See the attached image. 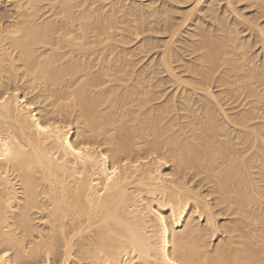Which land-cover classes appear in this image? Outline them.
I'll list each match as a JSON object with an SVG mask.
<instances>
[{"label": "bare ground", "instance_id": "6f19581e", "mask_svg": "<svg viewBox=\"0 0 264 264\" xmlns=\"http://www.w3.org/2000/svg\"><path fill=\"white\" fill-rule=\"evenodd\" d=\"M0 264H264V0L0 1Z\"/></svg>", "mask_w": 264, "mask_h": 264}, {"label": "rangeland", "instance_id": "374dc122", "mask_svg": "<svg viewBox=\"0 0 264 264\" xmlns=\"http://www.w3.org/2000/svg\"><path fill=\"white\" fill-rule=\"evenodd\" d=\"M0 1H3V0H0ZM240 2H241V3L238 2V6H243V4H244L243 2H245V1H240ZM3 3H4V2H3ZM3 3L1 4V8H2L1 10L6 9V7H7V6H6V3H4L5 6H4ZM144 3H145V0H144ZM4 7H5V8H4ZM7 8H8V7H7ZM242 8H243V7H242ZM246 9H247V10H246ZM241 10H243L242 12H245V10H246V12H247L248 10H250V8H243V9H241ZM244 32H245V31H244ZM241 34H244V33H241ZM134 41H135V40L132 41V43H131L132 45L135 43ZM131 44H130V45H131ZM255 47H256V46H255ZM252 49H253V48H252ZM255 49H256V48H254V50H255ZM154 50H155V49H154ZM154 50H152V51H154ZM150 54H151V52L149 53V56H150ZM155 55H156V54H155ZM147 58H148V56H147L146 58L144 57L143 60L145 61ZM143 60H142V63L144 62ZM140 63H141V62H140Z\"/></svg>", "mask_w": 264, "mask_h": 264}]
</instances>
